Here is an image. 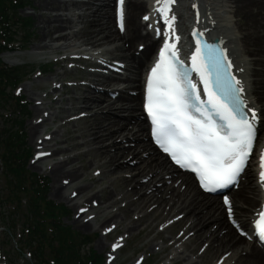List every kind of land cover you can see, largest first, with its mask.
<instances>
[{"label":"bare ground","instance_id":"6f19581e","mask_svg":"<svg viewBox=\"0 0 264 264\" xmlns=\"http://www.w3.org/2000/svg\"><path fill=\"white\" fill-rule=\"evenodd\" d=\"M157 1L124 0V30L120 32L116 27L115 13L111 11L112 7L120 6L119 0H37L38 7L43 10L39 15L38 28L49 41L44 39L36 51H71V54H78L101 68L80 73L82 76L79 78L90 77L89 83L80 84L81 80L75 79L79 81L73 85L74 88L87 87L84 89L86 95L75 98L73 104L68 103L67 109L64 107L66 112L63 111L67 117H63L62 109L61 120L65 124L87 123L76 137L81 140L79 146L85 147L80 154L91 155L92 165L97 157L101 161L99 167L92 171V179L99 180L102 174L109 172L116 175L113 182L127 183L122 197L127 203L122 208L130 205L143 212L134 221L150 219L146 226L161 219L174 221L177 234L171 237V245L180 241L182 245L189 246L187 251L198 259L193 260L189 254L182 253L183 249L179 251L180 247H176L173 251L175 260L181 258L190 264H199L212 255L211 260L218 256L213 264H264L263 250L252 235L253 221L264 199V181L260 177V155L264 152V0H174L167 13L168 24L160 23L154 27L153 20L145 13L150 4ZM158 7L161 3L155 5V9ZM160 18L165 19V14ZM167 29L168 40L167 33L164 34ZM195 29L218 39L225 46L246 95L248 111L251 109L256 113L253 123L263 130L252 152L251 164L247 165L244 180H240V186L227 197L232 206L230 219L227 218L228 206L221 197L202 193L189 174L172 166L152 145L149 126L138 103L140 89L156 64L155 55L159 48L164 43H175V50L186 58L185 54L190 49L189 35ZM139 45H143L141 50H138ZM97 87L103 90H99V95H88L91 88L95 90ZM63 90L61 86L55 87L51 94L59 92L61 96ZM60 102L58 99L56 105ZM38 110L37 107V113ZM72 111L76 113L71 115ZM249 114L252 117L251 111ZM37 118L41 119L30 124L32 141L37 153L45 150L48 153L38 155L33 163L43 172L42 162L65 154L66 147L59 146L67 140H58L63 136L58 129L47 137L41 134L43 123L59 119L56 113L42 115L40 112ZM49 142L54 143L48 145ZM75 156L77 154L64 155L46 169L54 180L53 195L75 209L74 223L90 229L97 215L102 214L101 227L115 221L113 224L118 223L126 233L137 230L139 224H124V221L117 220L112 210L113 196L97 205L93 203L94 197L81 200L80 196L88 188L79 183L83 173L70 168V160ZM130 157L132 159L129 160ZM120 158L125 160L120 161ZM131 163L137 164L131 166ZM122 171L134 173L120 175ZM142 174L144 176L139 182L136 178ZM120 199L118 197L115 201ZM238 231L244 234L237 235ZM120 242L113 244L115 251L119 249L116 246H120Z\"/></svg>","mask_w":264,"mask_h":264},{"label":"rangeland","instance_id":"374dc122","mask_svg":"<svg viewBox=\"0 0 264 264\" xmlns=\"http://www.w3.org/2000/svg\"><path fill=\"white\" fill-rule=\"evenodd\" d=\"M111 11L113 13V7L111 8ZM42 12L43 10H40V8L38 7L37 0H29L28 7L16 13L15 20L29 19L31 21V27L29 30V32L31 33L30 41L28 44H24L23 37L25 36L26 30L22 29L21 27H18L16 41L18 42V44H21L20 46H24L23 49L25 50L4 53L1 55L3 62L7 66L23 67L26 73H31L26 82L21 83L17 86V91V88L14 91L13 89L10 90L13 91L12 94L14 95L18 93L19 95L23 96L29 106L28 116L23 124V132L25 133L26 139L24 148L31 152L30 159L27 163L26 168L29 172L36 173L43 180H47L48 188L46 189V198L57 205H63L67 211V214H65L63 218V224L65 226H69L72 231L78 233L79 235L89 236L92 239V242L90 243V245H88V247L85 248V251L91 249L95 251L98 255H103L104 257H106L105 264H190L181 258L178 260L174 259L173 251L174 249H176V247H180L179 251L183 249L182 253H184V255L189 254L188 257L197 261L198 259L195 258L196 256L187 251L189 250V246L186 247L185 245H182L180 241H178L174 245H171V237L177 234V229L173 227L174 221H168L167 219L163 221L161 219L162 222L160 223L159 221L161 220L155 222L153 221L151 225L146 226V223L150 222V219L144 218L145 222L134 221V219L138 216H141L143 212L139 211L138 209L135 210V207L130 205H127L125 209L122 208V206L127 203V200L125 198H122L124 193L123 191L126 190L127 183L125 185H122L120 183L117 184L113 182L116 175H110L109 172L102 174L99 177V180L92 179V171L99 167L98 163H101V161H99V158L97 157L95 158L96 162H94V164L92 165L90 159H92L93 157L91 155L86 156L85 154H80V152L85 151V147L79 146L81 144V140L79 138H76L78 134L87 127V123L79 122L78 124H65V121L63 119L61 120V117L62 114L63 117H65L64 115H66L67 117V114L64 112H66L65 110L68 107V103L73 104L75 103V98H79V96L82 97L86 95L85 90L88 89L87 87V89L82 88L80 90H76L73 86L79 80H81L79 81L80 84L89 83L90 77L86 75V77L84 76L83 78H79L80 76H82L80 75V73L84 74L90 70H100L101 68L96 67L93 61L91 62L82 58L75 60L74 57H78L79 55L71 54V51H65L63 49H43L36 51L38 45H40L45 39L43 34L41 33L40 28H38L40 22L39 15ZM47 40L49 41V38H47ZM47 40L45 39L46 42ZM60 43H58V45ZM141 47H143V45H139L138 50H140ZM48 62L51 63L49 64L47 71H43V64H46ZM76 78H79V80H75ZM60 86L61 89H65V91H62L61 96H59V92L51 94V91L55 87L57 88ZM99 90L103 91L101 88L95 90L91 88V91H89L88 95H99ZM68 98L72 102H70ZM58 99H61V104L59 103L56 105ZM38 101L41 103L40 106L36 105L37 103H39ZM138 103L139 105L141 104V89ZM36 106L39 109L38 113L36 111ZM60 111L62 114L60 113ZM9 112V108H4L0 111V131L4 127L5 118L8 117ZM40 112L42 113V115H47L50 112L56 113L57 116H59V119L43 123L44 127L41 128L44 129L41 131V134L47 137L54 130L58 129L63 134V136L60 137L58 140H67L66 143L59 146L61 148L66 147L65 154H58L56 156L48 158V160H44L42 162L43 172H41L42 170L36 167V165L33 163L38 153L36 147H34V142L32 141L33 136L30 133V124L36 123L38 120L41 119L37 118V115ZM74 113L76 112L72 111L70 114L72 115ZM74 117H72V119ZM262 131L263 130L259 128L258 140L261 136ZM53 143L54 142H49L48 145H52ZM75 143L78 144L75 145ZM74 145L75 147H73ZM53 148L54 147L50 149ZM44 152L48 153L47 150H45ZM75 154H77V156L73 157L70 160V168L78 169L80 173H83L82 177L79 179V183L87 186L88 188L86 192L80 196L81 200H84L85 197H94L93 203L97 205L104 203L105 201L109 200V197L113 196L114 200L111 201L113 202L112 210L115 211L117 220L119 222L122 221V223L124 221V224L129 222H132L136 225L139 224L140 227L137 230H129V233H126V231L124 232L123 230H121V226H119L118 223L113 224V222L115 221H112L107 226L101 227V224L104 219L102 214L97 215V217L93 221L92 228L90 229L81 228L78 224L74 223V220L77 216L75 214V209H72L73 207L71 205L67 204L62 199H59L53 195L52 192L54 187V180L46 169L48 168L49 164H52L57 159L64 158V155L74 156ZM76 157L77 160H75ZM252 157L253 156H251V158ZM130 159H132V157H130L129 160ZM123 160L125 159L120 158V161ZM135 164L137 163H131V166ZM249 164L251 163L249 162ZM112 169L113 168H111L110 170ZM132 173H134V171L130 173H125L124 171H122L120 175H129ZM143 176V174L141 176H138L136 180L138 179L139 182H141ZM244 178L245 177L243 176L241 180H244ZM101 189L104 190L105 193L102 192ZM233 191L234 189L228 193V197L233 193ZM8 192L9 187L7 186V182L4 177V167L1 165L0 159V201L3 200V202H0V217L2 214L5 218L3 221H0V239L1 241L3 240L8 242L6 251H10V254L8 256L9 259L7 258V260L5 258L3 259L0 254V264H11L10 259H13L12 262L16 261V264H31L30 258L27 255V251L23 252V257H18L17 260L14 259L15 252H13V247L16 244L18 248L21 242L20 236L21 231L23 230L22 226L24 222L23 214H25V208H27V204L25 201L22 202V206L18 210V216L15 219L16 227L13 231V236H11L10 233L7 231V227L10 223V214L13 211H16V205L14 203H11L10 199L7 198ZM118 197H121V199L119 201H115V199ZM117 209L118 211H116ZM96 211L98 212V210ZM157 223L159 224L157 225ZM236 233L237 235H240L239 232ZM101 241H105L104 244H102ZM117 241H121L119 246L120 248L116 251H113L112 246ZM195 251L196 249L193 252ZM199 251L201 252L202 249ZM211 258L212 255L208 259L205 258L204 261L199 264H213L217 260L218 256L212 260ZM141 261L142 263H140Z\"/></svg>","mask_w":264,"mask_h":264},{"label":"snow or ice","instance_id":"6c2138e0","mask_svg":"<svg viewBox=\"0 0 264 264\" xmlns=\"http://www.w3.org/2000/svg\"><path fill=\"white\" fill-rule=\"evenodd\" d=\"M119 5V27L123 31L124 0H119ZM167 6L168 0H165L166 20ZM175 48V43L164 46L146 83V111L153 125L152 135L177 165L196 173L205 191L214 192L236 183L245 167L253 149L256 113L249 109L252 113L249 120L240 99L242 89L224 85L218 74L219 65L210 69L207 60L197 64L201 58V51L197 50L192 62L204 85L207 99L202 100L189 79V70L179 62ZM208 53V59H212L213 53L223 55L215 49H208ZM213 69L217 70L215 82ZM260 168L264 181V152L260 155ZM225 204L231 217L232 206L227 200ZM255 231L264 240V211L259 213Z\"/></svg>","mask_w":264,"mask_h":264},{"label":"trees","instance_id":"16d2710c","mask_svg":"<svg viewBox=\"0 0 264 264\" xmlns=\"http://www.w3.org/2000/svg\"><path fill=\"white\" fill-rule=\"evenodd\" d=\"M28 2L29 0H0V111L10 109L0 131V159L9 187L7 198L16 205V211L10 214L7 227L11 236L16 227L18 210L23 201L27 204L23 214L22 242L20 247L13 249L14 259L22 257L26 250L30 254L31 264H104L103 255H98L91 249L85 251L92 242L89 236L79 235L63 224L67 211L62 205H56L46 198L47 180L26 168L31 155L24 148L26 139L23 132L28 104L23 96L12 93L31 73H26L23 67L7 66L1 55L20 50L16 41L18 27L26 30L23 42L25 45L29 43L31 21L15 20L16 13L27 8ZM0 218L1 221L5 219L2 214ZM7 246V241L1 242L2 253L6 258L10 254V251H6ZM12 260L10 259L11 264H16Z\"/></svg>","mask_w":264,"mask_h":264}]
</instances>
